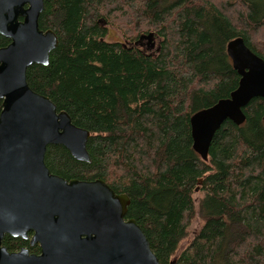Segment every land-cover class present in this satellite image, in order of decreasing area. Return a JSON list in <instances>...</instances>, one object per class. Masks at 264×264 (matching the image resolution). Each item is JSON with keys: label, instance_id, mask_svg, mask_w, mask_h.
<instances>
[{"label": "trees", "instance_id": "trees-1", "mask_svg": "<svg viewBox=\"0 0 264 264\" xmlns=\"http://www.w3.org/2000/svg\"><path fill=\"white\" fill-rule=\"evenodd\" d=\"M43 4L39 27L52 29L58 44L47 65L27 68V82L90 132L91 162L51 144L50 171L100 178L127 194L126 218L141 226L160 264H264V99L243 107L242 124L222 123L207 160L192 148L189 122L237 87L231 39L240 36L264 59V0ZM106 25L130 43L106 39ZM142 37L158 38L154 53L138 47ZM8 42L0 34V47ZM196 214L201 227L173 259ZM2 243L37 249L21 237Z\"/></svg>", "mask_w": 264, "mask_h": 264}, {"label": "water", "instance_id": "water-1", "mask_svg": "<svg viewBox=\"0 0 264 264\" xmlns=\"http://www.w3.org/2000/svg\"><path fill=\"white\" fill-rule=\"evenodd\" d=\"M43 0H0V264H160L134 218H126L130 199L104 180L66 179L45 163L48 145H62L78 161L91 162L90 132L57 110L26 77L32 64L47 65L58 37L39 27ZM239 75L228 97L190 116L193 150L208 159L215 132L225 120L240 125L243 107L264 99V59L237 36L226 45ZM264 124V115H263ZM40 253L26 247L10 252L5 235L28 238Z\"/></svg>", "mask_w": 264, "mask_h": 264}, {"label": "rangeland", "instance_id": "rangeland-1", "mask_svg": "<svg viewBox=\"0 0 264 264\" xmlns=\"http://www.w3.org/2000/svg\"><path fill=\"white\" fill-rule=\"evenodd\" d=\"M106 29H107V34H106V39L108 40H114V41H121L125 44L130 43L129 41L125 40L124 37L122 36V34L120 33V31L116 30L113 26L110 25H106ZM153 41H150L147 38H144L141 40V42L138 44V47H140L142 50L149 52V53H154L157 50L158 47V38H156ZM152 43V46L149 48V45ZM200 196L199 194H196L195 197ZM202 224V220L198 217V215L196 214L195 217L193 218V220L191 221L189 227H188V231H189V236L187 239L183 240L180 245L178 246V249L175 253V255L173 256V259H176L177 256L184 250L186 249V247L188 246L190 239L192 238V236L198 232L199 228L201 227Z\"/></svg>", "mask_w": 264, "mask_h": 264}, {"label": "flooded vegetation", "instance_id": "flooded-vegetation-1", "mask_svg": "<svg viewBox=\"0 0 264 264\" xmlns=\"http://www.w3.org/2000/svg\"><path fill=\"white\" fill-rule=\"evenodd\" d=\"M144 38H147V39H149L150 41H153V42H154V40H155V39H153V37H152V38H151V37H142V38H141L136 44H139V43L141 42V40L144 39ZM153 42H152V43H153ZM152 43L149 45V48L152 46ZM157 48H158V47H157ZM143 51H144V50H143ZM148 53H149V52H148ZM28 233H31V236H32V234H33L32 231H29ZM31 236L28 235V238L25 239V240H28V242H29V246H31V247H37V249H36V250H31L30 247H28V246H22V247H26V248H28L30 253L39 254V253H40V246H39L38 243H36V244H34V245H31V244H30V238H31ZM2 241H3V240H2ZM2 244H3V243H2ZM17 250H19V249H17ZM17 250H13V251H17ZM9 251H10V250H9ZM10 252H12V251H10Z\"/></svg>", "mask_w": 264, "mask_h": 264}]
</instances>
